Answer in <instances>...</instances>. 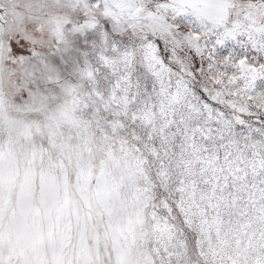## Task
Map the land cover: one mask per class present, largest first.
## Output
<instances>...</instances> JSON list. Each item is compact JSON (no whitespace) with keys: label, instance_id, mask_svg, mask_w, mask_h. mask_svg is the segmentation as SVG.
<instances>
[{"label":"snow or ice","instance_id":"6c2138e0","mask_svg":"<svg viewBox=\"0 0 264 264\" xmlns=\"http://www.w3.org/2000/svg\"><path fill=\"white\" fill-rule=\"evenodd\" d=\"M0 264H264V0H0Z\"/></svg>","mask_w":264,"mask_h":264}]
</instances>
